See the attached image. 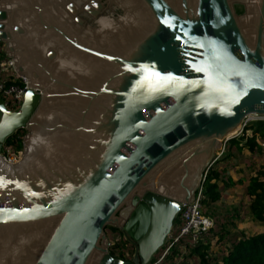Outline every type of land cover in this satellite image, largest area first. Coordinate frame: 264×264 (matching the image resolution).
<instances>
[{
    "label": "water",
    "instance_id": "95a60500",
    "mask_svg": "<svg viewBox=\"0 0 264 264\" xmlns=\"http://www.w3.org/2000/svg\"><path fill=\"white\" fill-rule=\"evenodd\" d=\"M0 42L28 86L0 99V153L25 131L0 155V264H150L227 134L264 116V0H0Z\"/></svg>",
    "mask_w": 264,
    "mask_h": 264
},
{
    "label": "trees",
    "instance_id": "16d2710c",
    "mask_svg": "<svg viewBox=\"0 0 264 264\" xmlns=\"http://www.w3.org/2000/svg\"><path fill=\"white\" fill-rule=\"evenodd\" d=\"M0 45L2 46V43ZM1 52L4 54L2 50ZM24 132V130H20L10 135L4 146L12 145L15 149L21 150ZM258 139H264V121L249 123L240 135L226 142L223 156L214 162L206 174L203 184V208L210 206L220 198V183L226 187L231 185L232 179L228 163L232 157L237 153L241 154L246 149L252 155L263 153V148L257 142ZM254 165V162L245 165L246 169L253 173H249L248 183L245 186V195L250 200L247 213L254 222L264 227V169L256 170ZM221 225L216 226L214 223L209 230V237H212L215 243L221 246L219 249L221 252L211 250L212 245L209 243L199 242L190 249L183 261L174 260L178 253V248L174 247L160 264H190L187 262L188 257L192 260L191 264H264V231L251 236H245L238 232L230 235L227 230H223ZM110 229L117 230L116 228ZM161 252L162 249H160ZM110 253L115 257L130 259V257L126 258L122 252L115 254L110 251ZM154 259L155 257L153 261Z\"/></svg>",
    "mask_w": 264,
    "mask_h": 264
},
{
    "label": "built area",
    "instance_id": "2783aa9c",
    "mask_svg": "<svg viewBox=\"0 0 264 264\" xmlns=\"http://www.w3.org/2000/svg\"><path fill=\"white\" fill-rule=\"evenodd\" d=\"M27 89L28 86L25 78L16 73L13 67V61L5 55L3 59H0V99L4 106L8 110L17 109L20 106ZM254 121H264V116L254 115L251 117H245L239 130L234 133L233 137L240 135L244 127ZM226 142L227 141H223L221 149L216 152L212 165L223 156L226 149ZM257 142L260 146L264 145V141L260 143V139H258ZM20 154L21 150L15 149L12 145L4 146L0 153L8 163H16L20 158ZM210 167L205 170L204 177H206ZM203 184L204 182L201 183L196 190L194 200L190 204L184 205L180 210L178 218L173 224L171 234L167 238L164 247H162L160 256L150 264H160L165 260L167 255L171 253V250L174 247L178 248V253L175 255L174 260L177 262L183 261L190 249L196 244L199 242L207 243L206 235L213 227L214 219L210 214L206 213L203 208ZM110 232H112L113 236H115L116 239H119L120 242H125V240L118 238L112 229H110ZM122 243L120 245H122ZM125 244L126 242L124 245Z\"/></svg>",
    "mask_w": 264,
    "mask_h": 264
},
{
    "label": "rangeland",
    "instance_id": "374dc122",
    "mask_svg": "<svg viewBox=\"0 0 264 264\" xmlns=\"http://www.w3.org/2000/svg\"><path fill=\"white\" fill-rule=\"evenodd\" d=\"M262 141L264 139H260V143ZM261 147L263 148L262 154L252 155L246 149L241 154L237 153L232 157L228 163L232 179L231 185L226 187L220 183V198L210 206L204 207V211L214 219L215 225L220 226L222 224L223 230H227L230 235L237 234L238 232L243 233L245 236H251L264 231V227L254 222L247 213V206L250 200L245 195V186L248 183L249 175L253 174L246 169L245 165L254 162L256 170L258 168L264 169V145ZM106 235L110 241L109 251H113L115 254L123 252L126 258L132 257L134 250L130 243L124 245L113 236L108 228L106 229ZM206 240L207 243L212 245L211 250L221 252L219 250L221 246L217 245L212 237H209V232L206 235ZM121 243L122 245H120ZM159 254H161L160 251L154 256V260L160 256ZM187 262L191 264L192 260L188 257Z\"/></svg>",
    "mask_w": 264,
    "mask_h": 264
},
{
    "label": "flooded vegetation",
    "instance_id": "af4514ba",
    "mask_svg": "<svg viewBox=\"0 0 264 264\" xmlns=\"http://www.w3.org/2000/svg\"><path fill=\"white\" fill-rule=\"evenodd\" d=\"M113 232L118 236V238H121V240H125L126 243H130V245H132L134 250V245L128 241L126 234L122 230L117 229V230H113ZM122 242L125 243L124 241Z\"/></svg>",
    "mask_w": 264,
    "mask_h": 264
},
{
    "label": "bare ground",
    "instance_id": "6f19581e",
    "mask_svg": "<svg viewBox=\"0 0 264 264\" xmlns=\"http://www.w3.org/2000/svg\"><path fill=\"white\" fill-rule=\"evenodd\" d=\"M255 114H248L246 115V117H251L254 116ZM239 129H235L234 131L230 132L229 134H227V136H231V134H234L235 132H237Z\"/></svg>",
    "mask_w": 264,
    "mask_h": 264
},
{
    "label": "crops",
    "instance_id": "0c3cea01",
    "mask_svg": "<svg viewBox=\"0 0 264 264\" xmlns=\"http://www.w3.org/2000/svg\"><path fill=\"white\" fill-rule=\"evenodd\" d=\"M3 49V46L0 45V59H3L5 57V54H2L1 50Z\"/></svg>",
    "mask_w": 264,
    "mask_h": 264
}]
</instances>
